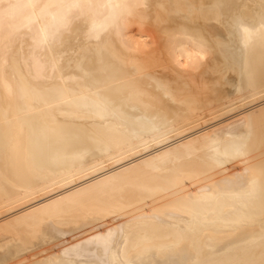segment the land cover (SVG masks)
I'll use <instances>...</instances> for the list:
<instances>
[{"label":"bare ground","instance_id":"6f19581e","mask_svg":"<svg viewBox=\"0 0 264 264\" xmlns=\"http://www.w3.org/2000/svg\"><path fill=\"white\" fill-rule=\"evenodd\" d=\"M0 264H264V0H0Z\"/></svg>","mask_w":264,"mask_h":264}]
</instances>
